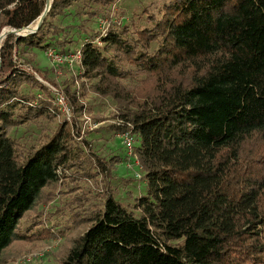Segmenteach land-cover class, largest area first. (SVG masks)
I'll list each match as a JSON object with an SVG mask.
<instances>
[{"label":"trees","instance_id":"1","mask_svg":"<svg viewBox=\"0 0 264 264\" xmlns=\"http://www.w3.org/2000/svg\"><path fill=\"white\" fill-rule=\"evenodd\" d=\"M45 1L0 0V33L33 25ZM116 2L51 0L35 33L0 42V255L13 239L55 235L39 212L16 231L39 192L57 184L86 229L56 264H264V144L240 147L254 132L264 138V0H171L159 18L146 15L148 27L107 29L97 46L85 24ZM73 17L84 37L79 88L110 97L137 136L145 188L132 204L107 184L120 160L99 159L75 139V80L57 83L25 64L33 51L67 53L71 40L57 24ZM136 77L143 84L127 90ZM45 84L65 95L71 121L59 119ZM18 128L31 139L14 136ZM97 173L106 180L98 204L83 208L77 182L96 185Z\"/></svg>","mask_w":264,"mask_h":264},{"label":"rangeland","instance_id":"2","mask_svg":"<svg viewBox=\"0 0 264 264\" xmlns=\"http://www.w3.org/2000/svg\"><path fill=\"white\" fill-rule=\"evenodd\" d=\"M170 1L118 0V2L108 9L107 16L96 17L85 24L88 27L87 34H90L92 37L98 35L102 26L100 21L104 19L108 22L107 29H120L122 26H125L127 30L131 31L134 28L141 29L148 27L144 21L146 15L151 14L155 18H159L162 13V7L166 6ZM78 21V17L77 20L73 17L71 20H61L57 24L66 31H63L59 36H64L71 40V43L64 47V49L68 50L67 52L78 49L79 44L84 38L81 35L83 33L78 28L73 27L75 24H78ZM35 23L30 25L34 26ZM151 48H155V44H152ZM25 64L28 67L36 66L39 70L44 71L50 80H54L57 83L68 81V79L75 80L73 85H70V90L76 91L77 99L82 104V109L73 118L78 124L79 134L81 135L80 139L88 143L87 145H84V143L81 145L88 153L90 152L95 157L104 161L110 157L120 160L111 170L107 182L113 189V195L117 201L122 204H132L136 198L143 195L145 185L140 178V170L132 166V158L128 157L127 152L120 145L119 133H116L112 128L116 126L115 122L120 120L115 102L110 97H100L91 93L87 83H85L83 88H79V82L76 80V76L80 72L78 65L70 68L52 65L45 56V52L39 51H33L31 62ZM124 84L127 90H137L143 84L142 77H136L133 82H126ZM20 90L26 93H37L28 88H21ZM62 118V116H59V119ZM69 120H72L71 109ZM121 122L125 123L122 120ZM54 125L55 123H50L49 128H53ZM128 128L130 129V127ZM31 130L30 135L35 134L36 131L34 129ZM23 131H25L24 128H18L12 133L17 137L22 136L21 140L31 139L32 136H29L28 132L23 133ZM133 140L135 148L137 145V136L135 134L133 135ZM259 144H264V138L260 133L254 132L244 139L240 147L254 149ZM137 172L140 174V177L135 179L134 174ZM99 174L97 173V176L94 178L96 185L90 180L77 182L78 188L76 190L78 191L75 192V195L78 197L82 193L81 205L83 208L87 206L91 208V206L98 204V196H95V194L101 192V185L103 182H106ZM58 190L57 184L55 188L42 189L35 198V204L19 219L16 231L17 233L23 231L29 225L30 220L39 212L42 217L43 227L55 232V235L53 234L52 237L40 241H19L13 239L9 246L1 253L0 264H56L66 254L72 238L85 231L86 224L84 222H74L75 217L71 218V211L63 204L64 199H61ZM72 194L65 198H69ZM35 228L37 227H33L32 230Z\"/></svg>","mask_w":264,"mask_h":264},{"label":"built area","instance_id":"3","mask_svg":"<svg viewBox=\"0 0 264 264\" xmlns=\"http://www.w3.org/2000/svg\"><path fill=\"white\" fill-rule=\"evenodd\" d=\"M101 28L99 30L98 35H96L93 38V43L97 46L100 45V37H103L105 34V31L108 27V22L104 19L100 21ZM45 56L47 59L51 62L52 65L56 66H66L68 68L73 67L75 65H79L80 63V50L75 49L72 52L67 53H59L55 49H48L45 51ZM36 77V76H35ZM36 79H38L36 77ZM39 80V79H38ZM48 89L50 90L53 98V105L55 106L56 110L60 113V115L63 117L64 120L68 121L70 119V107L68 106L66 102L65 96L51 87L48 84H45ZM31 105V104H30ZM88 121V120H87ZM116 126H121L124 129L118 134V138L120 140V145L122 148L127 152L128 157L132 158V166L137 167L140 170V166L136 160L135 155L133 154V148H134V140H133V134L131 133V130L128 128L130 127L128 123H122L121 120H117L115 122ZM80 134L75 138L76 140L80 139ZM140 174L135 173L134 178L138 179Z\"/></svg>","mask_w":264,"mask_h":264},{"label":"water","instance_id":"4","mask_svg":"<svg viewBox=\"0 0 264 264\" xmlns=\"http://www.w3.org/2000/svg\"><path fill=\"white\" fill-rule=\"evenodd\" d=\"M50 2L51 0L48 1V3H46L45 1V4H44V9L42 11V13L40 14L38 20L36 21V23L34 24V26H26V27H23V28H19V29H13V28H5L2 30V32L0 33V39L2 40V38L8 34H11V35H14L15 37H25L26 35L28 34H33L36 32V30L38 29V27L40 26V23L42 21V19L44 18V16L46 15L47 13V10L50 6ZM20 30H27V32L25 34H16V32L20 31Z\"/></svg>","mask_w":264,"mask_h":264},{"label":"bare ground","instance_id":"5","mask_svg":"<svg viewBox=\"0 0 264 264\" xmlns=\"http://www.w3.org/2000/svg\"><path fill=\"white\" fill-rule=\"evenodd\" d=\"M49 0H46V3H48ZM27 32V30H20L18 32H16V34H25ZM1 42V39H0Z\"/></svg>","mask_w":264,"mask_h":264}]
</instances>
